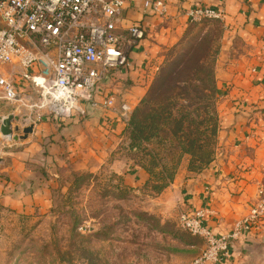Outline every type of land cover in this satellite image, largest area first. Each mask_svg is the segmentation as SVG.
Returning a JSON list of instances; mask_svg holds the SVG:
<instances>
[{
  "label": "crops",
  "instance_id": "1",
  "mask_svg": "<svg viewBox=\"0 0 264 264\" xmlns=\"http://www.w3.org/2000/svg\"><path fill=\"white\" fill-rule=\"evenodd\" d=\"M145 1L126 0L117 23L119 33L128 34L132 26L145 30V37L129 52L132 67L113 73L97 89L94 104L85 105L84 117H46L27 140H21L24 150L2 157L0 204L19 213L47 207L49 188L61 168L78 162L88 169L86 160L111 161L126 184L145 185L149 175L143 168L115 157L126 124L116 110L104 109L101 102L113 96L117 104L126 102L134 109L164 63L166 52L190 32L186 12L198 6L222 7L225 15L217 20L220 50L214 67L219 85L214 160L199 172L182 164L165 191L174 194L187 212L201 213L204 225L216 236L231 232L248 215L260 189L264 191V0H166L165 16L146 9ZM32 161L41 171L30 168ZM218 264H264V221L244 232L232 258Z\"/></svg>",
  "mask_w": 264,
  "mask_h": 264
},
{
  "label": "rangeland",
  "instance_id": "2",
  "mask_svg": "<svg viewBox=\"0 0 264 264\" xmlns=\"http://www.w3.org/2000/svg\"><path fill=\"white\" fill-rule=\"evenodd\" d=\"M220 32V25L213 20L192 24L186 37L166 52L165 61L148 90L161 70L174 69L178 59L184 55L182 65L185 56L200 45H205L202 58L209 65L210 59H206L205 54L213 48V40H218ZM189 83L198 88L205 86L196 79H191ZM171 102L174 103L171 106L173 117L179 118L181 114L190 112L191 117L187 118L196 120L193 124L186 123V132L201 138L206 150L216 153L218 138L217 134H211V130L215 128L214 119L217 118V123L219 121L218 98L211 102L198 98L193 87L188 100L174 99ZM209 103L210 114L204 108ZM140 106L141 101L133 112ZM199 107L200 116H197L194 110ZM35 111L18 104L5 105L0 109V116L14 114L21 121L23 115L33 116ZM209 118L214 119L210 122ZM19 121L14 124L19 127L16 135L21 136L23 130ZM129 136L126 126L121 149L115 157L141 168L153 169L156 173L154 180H158L161 163L157 164L158 167L152 165L149 152L157 151L169 166H173L181 154L170 129L162 133L161 144L150 142L145 145L144 151L132 150ZM20 149H25L23 141L12 138L4 149L3 157ZM98 162L86 160L88 169L81 168L82 164L78 162L62 167L57 181L49 188L51 196L43 209L35 206L36 210L29 211L32 213H19L0 204V264L196 263L205 250V242L181 228L179 219L187 209L176 196L166 189L163 194H156L152 183L128 185L124 175L112 169L111 161ZM185 163L188 168L191 164L200 165L196 159L192 163L189 154L183 155L179 169ZM29 165H32V170L42 169L34 161Z\"/></svg>",
  "mask_w": 264,
  "mask_h": 264
},
{
  "label": "built area",
  "instance_id": "3",
  "mask_svg": "<svg viewBox=\"0 0 264 264\" xmlns=\"http://www.w3.org/2000/svg\"><path fill=\"white\" fill-rule=\"evenodd\" d=\"M125 3L0 0V109L14 104L35 109L33 116L25 114L19 121L22 130L37 127L49 116L57 120L71 119L76 114L84 117L85 105L94 104L97 89L113 73L132 67L129 52L145 37L140 26H132L128 34L117 31ZM144 6L156 15L168 13L166 0H146ZM186 15L191 24H197L222 20L225 11L222 7L198 6ZM101 105L116 110L128 125L134 110L130 104H117L113 96H108ZM10 140L0 133L1 158ZM179 221L182 229L205 242V250L195 264L230 260L241 235L264 221V191L260 189L248 215L227 234L216 236L211 232L201 213L186 211Z\"/></svg>",
  "mask_w": 264,
  "mask_h": 264
},
{
  "label": "trees",
  "instance_id": "4",
  "mask_svg": "<svg viewBox=\"0 0 264 264\" xmlns=\"http://www.w3.org/2000/svg\"><path fill=\"white\" fill-rule=\"evenodd\" d=\"M214 23L219 24L217 20H213ZM219 38V37H218ZM218 40H213V48H210L205 54L206 59H210L209 65L205 63L203 57V51L205 45H200L193 51L185 56V61L180 65L182 55L177 62V66L172 70H161L157 76L153 86L146 93L144 98L141 100V106L138 107L132 114L131 119L127 125V130L130 133V148L136 150H146V144L150 142L162 143V133L165 130L170 129L172 137L177 142L178 147L181 150V154L178 156L177 162L173 166L162 161L160 154L156 151L149 152L152 157V165L160 164L161 170L157 174L158 180H154L156 173L153 169L143 167L148 173L149 180L145 185L152 183V189L156 194H161L167 189L171 183L174 182L178 173L179 165L183 155L189 154L193 161L199 160L200 165L191 164L189 167L190 171L199 172L202 169L209 166L213 160L215 153L213 151L206 150V147L201 144L202 139L196 138L191 132H186V123H196L194 118L191 117V113L181 114L179 118L173 117L171 106H173L174 99L188 100L191 96V90L194 87V92L198 95V98L206 99L211 102L218 98V81H216L214 67L216 58L220 50ZM211 64V65H210ZM196 79L201 84H205L204 87L198 88L191 86L189 81ZM182 83L184 85H182ZM211 104L204 106L207 113H211L209 108ZM200 107L194 111L197 116ZM214 118H209L211 122ZM202 122H198L201 124ZM215 128L211 130V134L215 136L218 131L217 118L214 119ZM189 127V126H188ZM159 165H157L158 167ZM161 183H159V182ZM125 187H128L127 185Z\"/></svg>",
  "mask_w": 264,
  "mask_h": 264
},
{
  "label": "water",
  "instance_id": "5",
  "mask_svg": "<svg viewBox=\"0 0 264 264\" xmlns=\"http://www.w3.org/2000/svg\"><path fill=\"white\" fill-rule=\"evenodd\" d=\"M20 118L18 116H15L14 114H10L6 117L0 116V133L4 136H10L14 138L16 141L18 140H24L29 137L30 134H32L35 130L34 125H31L29 127H26L23 129V135L18 136L14 133L15 131H18L19 128L15 127L13 128V125L15 122H18ZM3 159L0 157V164L2 163Z\"/></svg>",
  "mask_w": 264,
  "mask_h": 264
},
{
  "label": "bare ground",
  "instance_id": "6",
  "mask_svg": "<svg viewBox=\"0 0 264 264\" xmlns=\"http://www.w3.org/2000/svg\"><path fill=\"white\" fill-rule=\"evenodd\" d=\"M5 137H6V138H9V139L12 138V137H10V136H5Z\"/></svg>",
  "mask_w": 264,
  "mask_h": 264
}]
</instances>
